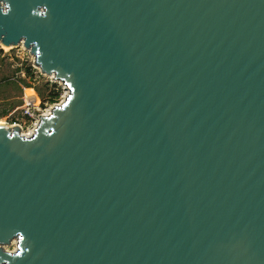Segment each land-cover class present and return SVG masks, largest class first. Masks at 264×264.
Listing matches in <instances>:
<instances>
[{
  "label": "water",
  "instance_id": "95a60500",
  "mask_svg": "<svg viewBox=\"0 0 264 264\" xmlns=\"http://www.w3.org/2000/svg\"><path fill=\"white\" fill-rule=\"evenodd\" d=\"M0 44L67 91L0 124V264H264V0H0Z\"/></svg>",
  "mask_w": 264,
  "mask_h": 264
},
{
  "label": "rangeland",
  "instance_id": "374dc122",
  "mask_svg": "<svg viewBox=\"0 0 264 264\" xmlns=\"http://www.w3.org/2000/svg\"><path fill=\"white\" fill-rule=\"evenodd\" d=\"M28 69L31 70V75ZM62 86L52 75L41 72L35 65L34 55L22 44L15 47L0 44V122L8 127L19 125L20 132L26 133L29 122L22 115L26 100L32 97L48 108L64 99ZM50 89L59 91V97L53 103L46 97ZM38 91L43 96L38 95ZM15 247L13 240L10 245H4V249L10 251Z\"/></svg>",
  "mask_w": 264,
  "mask_h": 264
},
{
  "label": "built area",
  "instance_id": "2783aa9c",
  "mask_svg": "<svg viewBox=\"0 0 264 264\" xmlns=\"http://www.w3.org/2000/svg\"><path fill=\"white\" fill-rule=\"evenodd\" d=\"M62 88L64 93H66L64 85L62 86ZM53 104H51V106H49L48 108H45L43 107L42 103H40L39 101H35L32 97L26 100L22 115L28 120L29 127L26 131L25 136H31L34 133V130L39 123L40 116L48 115Z\"/></svg>",
  "mask_w": 264,
  "mask_h": 264
},
{
  "label": "trees",
  "instance_id": "16d2710c",
  "mask_svg": "<svg viewBox=\"0 0 264 264\" xmlns=\"http://www.w3.org/2000/svg\"><path fill=\"white\" fill-rule=\"evenodd\" d=\"M27 71L30 72L31 70L28 69ZM29 74L31 75L32 73L30 72ZM52 86H55V85H52ZM53 88H55V87H53ZM38 95L43 96V93H41V92L38 91ZM46 97L48 98V100H49L50 103H53L59 97V91L58 90L54 91V89H50V91L46 95Z\"/></svg>",
  "mask_w": 264,
  "mask_h": 264
},
{
  "label": "bare ground",
  "instance_id": "6f19581e",
  "mask_svg": "<svg viewBox=\"0 0 264 264\" xmlns=\"http://www.w3.org/2000/svg\"><path fill=\"white\" fill-rule=\"evenodd\" d=\"M66 95H67V91H66V93H65V97H66ZM0 124H4L3 122H0ZM22 135H26V133L25 132H20ZM13 242H15V240H13Z\"/></svg>",
  "mask_w": 264,
  "mask_h": 264
}]
</instances>
